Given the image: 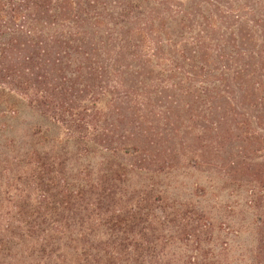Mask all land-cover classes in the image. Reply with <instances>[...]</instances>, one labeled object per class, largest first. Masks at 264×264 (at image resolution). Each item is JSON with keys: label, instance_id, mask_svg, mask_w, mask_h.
<instances>
[{"label": "trees", "instance_id": "1", "mask_svg": "<svg viewBox=\"0 0 264 264\" xmlns=\"http://www.w3.org/2000/svg\"><path fill=\"white\" fill-rule=\"evenodd\" d=\"M17 102L79 158L124 160L83 169L75 187L58 160L28 156L23 186L60 205L90 194L108 209L130 172L187 165L219 166L255 192L264 0H0V106Z\"/></svg>", "mask_w": 264, "mask_h": 264}, {"label": "rangeland", "instance_id": "2", "mask_svg": "<svg viewBox=\"0 0 264 264\" xmlns=\"http://www.w3.org/2000/svg\"><path fill=\"white\" fill-rule=\"evenodd\" d=\"M6 106L0 264H264V182L250 192L219 166L187 165L130 172L108 209L90 194L60 205L54 191L23 186L28 156L58 160L75 187L83 169L95 177L124 160L79 158L58 125L23 102Z\"/></svg>", "mask_w": 264, "mask_h": 264}]
</instances>
